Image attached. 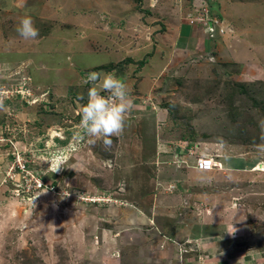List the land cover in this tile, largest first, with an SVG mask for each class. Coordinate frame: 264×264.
Masks as SVG:
<instances>
[{
	"label": "rangeland",
	"instance_id": "1",
	"mask_svg": "<svg viewBox=\"0 0 264 264\" xmlns=\"http://www.w3.org/2000/svg\"><path fill=\"white\" fill-rule=\"evenodd\" d=\"M112 71L132 109L106 149L79 135L80 107L86 75ZM262 120L264 0H0V264H264ZM17 147L39 196L2 184Z\"/></svg>",
	"mask_w": 264,
	"mask_h": 264
},
{
	"label": "clouds",
	"instance_id": "2",
	"mask_svg": "<svg viewBox=\"0 0 264 264\" xmlns=\"http://www.w3.org/2000/svg\"><path fill=\"white\" fill-rule=\"evenodd\" d=\"M205 24L208 26V29L218 25H214L212 21ZM17 32L26 40L35 39L39 35V31L29 14H25L22 18ZM83 83L90 85V87L87 92V101L80 107L79 135L81 137L102 139L105 148H110L112 144L111 137H119L123 133L132 109L128 85L124 78L119 76L115 71L103 75L97 72H90L84 78ZM259 123L261 127V139L264 140V120ZM66 139L68 140L69 137H66ZM74 141L75 137H70L67 143L64 144L65 148L70 146V144L72 145ZM262 150H264V147H262ZM65 155L66 153L60 151L52 154L51 159L48 161L50 162L51 170L56 172L61 166L66 164ZM202 158H210L213 166L210 169H201L198 166V160L196 168L200 171L213 170V158ZM235 231L229 230L228 232L234 234Z\"/></svg>",
	"mask_w": 264,
	"mask_h": 264
},
{
	"label": "built area",
	"instance_id": "3",
	"mask_svg": "<svg viewBox=\"0 0 264 264\" xmlns=\"http://www.w3.org/2000/svg\"><path fill=\"white\" fill-rule=\"evenodd\" d=\"M196 16H197V18L199 16H201V18H203L205 20V23H210L212 21L214 23V25L218 24L217 23L218 20L216 18L215 19H214V17L212 19L210 18L209 11H206V10L204 12L199 11L198 14L196 12H194L193 17L195 18ZM211 28H213V27H211ZM18 92H20V91H18ZM18 92H16V93H18ZM65 131H66V129L65 130H63V129L59 130V136H58L57 133H54L51 130V134H49V136H51L52 139L49 141V148H52V150H54V152L60 151V152L64 153V151H62L60 149V147L58 145H56L55 139L58 137L59 138L62 137V135H63V133H65ZM43 137H45V136L43 135ZM6 139L9 141V143H11V144L13 143V141L10 138H6ZM0 140L3 141L4 138H1ZM64 148H65V146H64ZM11 153L13 155L9 161V163H11V164L8 165V169L4 173L2 184H5L6 182L7 183L11 182L12 184H14L16 186L15 191H16L17 195H20L22 192H25L27 194L28 198H30V196H33V197L39 196L38 192L42 191L46 187V185H48V184H46L47 183L46 179H44L41 176V173L39 175L38 171H34L33 169L29 168L30 167L29 160L26 159L25 156H23L24 152L20 148H18V147L15 148ZM198 166L201 169H210L213 166V163H212V160L210 158H200L199 162H198ZM52 187H53V185H52ZM52 187H50V188H52ZM52 190H53V188H52ZM35 203L36 202H34V200L31 201L32 205Z\"/></svg>",
	"mask_w": 264,
	"mask_h": 264
},
{
	"label": "crops",
	"instance_id": "4",
	"mask_svg": "<svg viewBox=\"0 0 264 264\" xmlns=\"http://www.w3.org/2000/svg\"><path fill=\"white\" fill-rule=\"evenodd\" d=\"M32 4H33V2H32ZM29 8H30V6H29ZM194 37V36H193ZM193 37L191 38V39H193ZM222 38V37H221ZM229 40V39H228ZM231 41V40H230ZM230 41H229V44H230ZM231 46H232V44H231ZM182 50H184V49H182ZM181 49H179V48H177L175 51H176V57H177V55L178 56H180L181 54H182V52L184 53V51H182ZM224 50H226V48L224 49ZM228 51V50H227ZM230 52L231 51H233L234 52V48L232 47V50H229ZM229 51H228V53L226 52V51H224V54H226V55H231L232 53H229ZM237 54V53H236ZM232 57V56H231ZM175 61V60H174ZM190 147H188L187 148V150L189 149ZM201 150V149H200ZM189 151H190V149H189ZM199 151V150H198ZM183 158H185V157H183ZM192 171H193V169H192ZM194 172V171H193ZM186 185H189V184H186ZM190 190H194V192L197 190V189H195V188H193V189H190ZM167 196V197H170L171 195H169L168 193H162V194H159V196ZM180 195V194H179ZM174 196V195H173ZM166 197V199H162V198H160V197H156V196H154L153 197V200L158 204V207L159 206H163V205H165V208L167 207V208H172V205L174 206V204L173 203H171V201L170 200H168L169 198H167ZM160 198V199H159ZM172 198V197H171ZM183 201V199L182 198H179V199H177V203H175V204H178L180 201ZM186 199H184V201H185ZM183 204H188V202H183ZM138 209H140V208H138ZM140 211H141V209H140ZM132 212H134V213H136L135 211H133L132 210ZM138 213V212H137ZM136 213V215L138 216L139 215V213L137 214ZM204 232H206V231H204Z\"/></svg>",
	"mask_w": 264,
	"mask_h": 264
},
{
	"label": "trees",
	"instance_id": "5",
	"mask_svg": "<svg viewBox=\"0 0 264 264\" xmlns=\"http://www.w3.org/2000/svg\"><path fill=\"white\" fill-rule=\"evenodd\" d=\"M142 63H143V61H142ZM239 82V81H238ZM240 83V86H239V88H238V92H237V94L238 95H248V89H247V85H245L243 82H239ZM238 104V103H237ZM238 109L240 110V108L238 107ZM44 179H46V177L44 176L43 177ZM53 183H54V181H53ZM136 209H138V208H136ZM139 211H140V209H138ZM139 213V212H138Z\"/></svg>",
	"mask_w": 264,
	"mask_h": 264
},
{
	"label": "bare ground",
	"instance_id": "6",
	"mask_svg": "<svg viewBox=\"0 0 264 264\" xmlns=\"http://www.w3.org/2000/svg\"><path fill=\"white\" fill-rule=\"evenodd\" d=\"M106 173V172H105ZM150 215V214H149ZM76 238V237H75Z\"/></svg>",
	"mask_w": 264,
	"mask_h": 264
}]
</instances>
